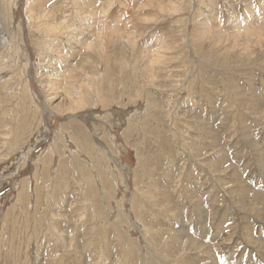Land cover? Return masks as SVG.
Listing matches in <instances>:
<instances>
[{
    "label": "rangeland",
    "instance_id": "374dc122",
    "mask_svg": "<svg viewBox=\"0 0 264 264\" xmlns=\"http://www.w3.org/2000/svg\"><path fill=\"white\" fill-rule=\"evenodd\" d=\"M15 1L0 0V264H264V0ZM38 4L77 15L88 44L103 32V52L63 29L42 55Z\"/></svg>",
    "mask_w": 264,
    "mask_h": 264
},
{
    "label": "bare ground",
    "instance_id": "6f19581e",
    "mask_svg": "<svg viewBox=\"0 0 264 264\" xmlns=\"http://www.w3.org/2000/svg\"><path fill=\"white\" fill-rule=\"evenodd\" d=\"M27 1V3L28 4H30V2L32 1V0H26ZM40 1V0H39ZM15 0H12V2H11V4L13 5V4H15ZM16 6V5H15ZM34 6H36V5H34ZM32 7V6H31ZM37 8V10L34 12V14H33V10H35ZM28 10H27V12L28 13H31L32 12V16H30V17H28V19H29V22L30 23H34V24H36V26H37V32H41L42 34L41 35H35V33H32L33 34V37L35 38V45H36V47L38 48V50L39 51H41L42 52V55L44 54V55H47L49 58H51V56H50V52H54V51H56V49H54V48H56L57 47V45L58 44H54L56 41H59L60 39H58V37H57V34L58 33H60L63 29L64 30H66L67 32L70 30L72 33H74V34H72V35H70L71 37L70 38H73L72 40L71 39H67L65 42H67L68 44H77L79 47H84L87 51L86 52H89V51H93V50H95L96 49V54H98V52H103V49H102V47H103V45H104V42H105V37H104V34H103V32H101V31H97L96 33H95V35H94V39H95V41L93 42V44L92 43H90V44H88V41L89 40H87L86 39V36H84V31L82 30V28H83V25H81V23H78L79 22V20H77L78 19V16L76 15V17H72L71 18V22H70V24H69V26H67V24H66V18H64V19H57V21H51V19H49V17L51 16V15H53V14H51L50 12L49 13H46V10H45V8H44V5H41V4H38V6H36L35 8H30L29 6H28V8H27ZM49 14H51V15H49ZM53 18L55 17L54 15L52 16ZM66 19V20H65ZM80 19H82V18H80ZM70 21V20H69ZM33 24V25H34ZM0 25H1V21H0ZM29 25H31V24H29ZM240 27V26H239ZM43 29V30H41V29ZM2 29V28H1ZM258 29V28H257ZM263 29V28H262ZM235 31V30H234ZM255 31V30H254ZM259 31V29L257 30V32ZM260 32V31H259ZM62 33V32H61ZM252 31H250V30H248V31H246V32H242L241 33V31H239V29L237 30V34H236V36L235 35H232V36H234V40H236L235 38L236 37H239V36H244V37H251L252 36ZM40 34V33H39ZM65 34V33H64ZM67 34V37H68V33H66ZM44 35V36H43ZM48 35V36H47ZM4 37V36H3ZM60 37V36H59ZM81 37V38H80ZM69 38V37H68ZM239 39V38H238ZM245 39V38H244ZM243 39V40H244ZM2 40H6V39H2ZM54 40H55V42H54ZM247 40H249V38L247 39ZM245 41V40H244ZM7 42H9V40L7 41ZM54 42V43H53ZM74 42V43H73ZM10 43H12V42H10ZM4 44V43H3ZM14 46H16L15 45V43L13 44ZM8 46V45H7ZM74 47V46H73ZM77 47V46H76ZM162 47V46H161ZM6 48V47H5ZM12 48V47H11ZM75 48V47H74ZM1 49H2V47H1ZM58 49V48H57ZM81 49V48H80ZM100 50V51H99ZM102 50V51H101ZM56 53H61L60 51H56ZM103 56V55H102ZM64 57V59H63V61L61 60V61H59L60 62V64H61V62L63 63V67L60 69V68H55L54 66H52V72L53 73H55V75L54 76H57L58 78H54V79H47V81L46 82H48V84H52V83H54L55 82V84H56V82L57 83H59V81L60 80H62V79H59V78H63L64 76H65V72H64V68H66L67 66L69 67V65H70V55L69 54H66V55H64L63 56ZM103 58V57H102ZM58 59V58H57ZM150 60V59H149ZM148 62V61H147ZM151 62V61H150ZM40 65V64H39ZM75 65V64H74ZM43 67V66H42ZM51 67V66H50ZM76 67V66H75ZM74 67V68H75ZM70 68H72V67H70ZM80 69V68H79ZM40 70V72H43V70L42 69H39ZM45 70V69H44ZM65 70H67V69H65ZM46 71H47V69H46ZM72 72V71H71ZM52 74V73H51ZM67 76V75H66ZM85 76V75H84ZM69 78V77H68ZM57 79H59V80H57ZM64 79V78H63ZM95 79H93V78H90L89 79V84H94V81ZM97 80V79H96ZM54 84V85H55ZM88 84V85H89ZM79 88H80V86H79ZM83 88V87H82ZM81 90V89H80ZM75 91V90H74ZM54 94V93H53ZM69 96L71 95V96H73L74 95V93H67ZM86 95V94H85ZM78 97V96H77ZM84 99H85V97H83ZM74 99V98H73ZM73 99H72V102H73ZM79 100V99H78ZM47 111V110H46ZM75 115V114H74ZM82 146V145H81ZM84 150V149H83ZM85 152V151H84ZM108 154V153H107ZM109 156V155H108ZM16 160V159H15ZM14 170V169H13ZM33 195V194H32ZM31 195V196H32ZM24 246V245H23ZM29 250V249H28ZM27 253H29V252H27ZM26 258H27V254H26ZM23 259H25V257H24V255L22 256V257H20V260H19V262L17 263V264H26L25 262H26V260H24L23 261ZM144 260H142V263L144 264V262H143ZM32 263V262H31Z\"/></svg>",
    "mask_w": 264,
    "mask_h": 264
}]
</instances>
